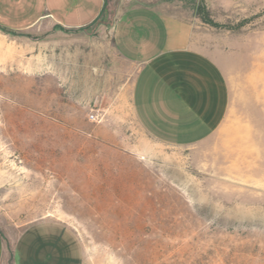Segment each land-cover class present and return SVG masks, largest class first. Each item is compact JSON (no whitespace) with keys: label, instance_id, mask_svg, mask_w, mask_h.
I'll use <instances>...</instances> for the list:
<instances>
[{"label":"rangeland","instance_id":"obj_1","mask_svg":"<svg viewBox=\"0 0 264 264\" xmlns=\"http://www.w3.org/2000/svg\"><path fill=\"white\" fill-rule=\"evenodd\" d=\"M125 1L82 28L0 27L3 235L11 246L52 218L75 230L84 264H264V0H157L236 35L244 55L231 120L196 149L135 118L137 67L110 33Z\"/></svg>","mask_w":264,"mask_h":264},{"label":"crops","instance_id":"obj_2","mask_svg":"<svg viewBox=\"0 0 264 264\" xmlns=\"http://www.w3.org/2000/svg\"><path fill=\"white\" fill-rule=\"evenodd\" d=\"M106 1L0 0V27L21 31L49 20L82 28L102 17ZM243 1L217 0L227 8ZM176 6L126 0L114 12L110 33L118 53L137 67L131 104L141 128L160 144L196 149L231 120L238 88L232 74L241 71L244 55L233 45L236 35L172 11ZM84 261L81 239L61 220L44 218L27 225L11 246L0 228V264Z\"/></svg>","mask_w":264,"mask_h":264},{"label":"built area","instance_id":"obj_3","mask_svg":"<svg viewBox=\"0 0 264 264\" xmlns=\"http://www.w3.org/2000/svg\"><path fill=\"white\" fill-rule=\"evenodd\" d=\"M90 118H91L92 120H96V119H97L96 116H95V114H91Z\"/></svg>","mask_w":264,"mask_h":264},{"label":"trees","instance_id":"obj_4","mask_svg":"<svg viewBox=\"0 0 264 264\" xmlns=\"http://www.w3.org/2000/svg\"><path fill=\"white\" fill-rule=\"evenodd\" d=\"M99 19H100V18H99ZM99 19H98V20H99ZM205 20L209 21L207 18H206ZM95 22H96V21H95ZM5 29H6V28H5Z\"/></svg>","mask_w":264,"mask_h":264}]
</instances>
